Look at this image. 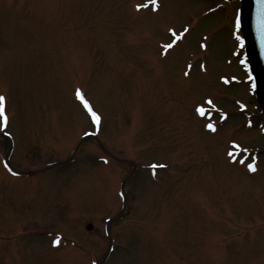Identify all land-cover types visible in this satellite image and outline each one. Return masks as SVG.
I'll return each instance as SVG.
<instances>
[{"label":"rangeland","instance_id":"obj_1","mask_svg":"<svg viewBox=\"0 0 264 264\" xmlns=\"http://www.w3.org/2000/svg\"><path fill=\"white\" fill-rule=\"evenodd\" d=\"M238 4L0 0V132L35 171H8L0 136V264L100 263L131 161L101 264H264V117ZM90 131L110 155L75 149Z\"/></svg>","mask_w":264,"mask_h":264},{"label":"water","instance_id":"obj_2","mask_svg":"<svg viewBox=\"0 0 264 264\" xmlns=\"http://www.w3.org/2000/svg\"><path fill=\"white\" fill-rule=\"evenodd\" d=\"M238 20L250 73L255 83V95L264 114V4L258 0H240ZM126 180L127 176L122 183ZM114 219L115 217L107 223V231ZM91 226V223L86 225L87 229ZM110 243L109 239V245Z\"/></svg>","mask_w":264,"mask_h":264},{"label":"snow or ice","instance_id":"obj_3","mask_svg":"<svg viewBox=\"0 0 264 264\" xmlns=\"http://www.w3.org/2000/svg\"><path fill=\"white\" fill-rule=\"evenodd\" d=\"M150 2L153 5V7L155 8L156 0H150ZM258 2L264 4V0H258ZM138 7H139V5H138ZM237 26H239V20L237 21ZM170 31H171V29H170ZM168 47H171V45H168ZM77 96L82 99L79 90H77ZM4 106H5V97L3 95H0V120L6 119V116L4 115ZM198 111H200V109H198ZM92 115L95 119H98V117H96L95 113H92ZM207 127L211 128L212 125H207ZM248 167L250 170H253V165L249 164ZM57 242H58V240L54 241L53 243H57Z\"/></svg>","mask_w":264,"mask_h":264}]
</instances>
